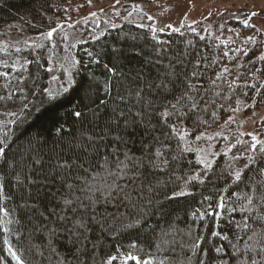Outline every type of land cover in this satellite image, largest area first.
<instances>
[{"label":"trees","instance_id":"1","mask_svg":"<svg viewBox=\"0 0 264 264\" xmlns=\"http://www.w3.org/2000/svg\"><path fill=\"white\" fill-rule=\"evenodd\" d=\"M68 1L0 0V44L17 25L41 46L0 45V264H17L12 253L24 264H264V221L253 219L264 215V162L221 129L240 102L264 99L260 40L244 51L190 27L124 23L77 41L71 78L52 92L63 40L40 39ZM185 91L199 106L162 117Z\"/></svg>","mask_w":264,"mask_h":264},{"label":"rangeland","instance_id":"2","mask_svg":"<svg viewBox=\"0 0 264 264\" xmlns=\"http://www.w3.org/2000/svg\"><path fill=\"white\" fill-rule=\"evenodd\" d=\"M60 9L50 21L49 31L56 29L53 36L49 39L46 31L40 39L41 42L47 39L56 43L58 31L63 40V49L58 50L59 53L52 58V92L58 90L62 81L68 82L71 78V68L75 62L73 47L77 41L91 40L107 29L124 23L150 27L159 32L190 27L226 44L237 42L244 51L250 45L249 41L260 40L261 55H264V0H119V3L117 0H92L91 4L88 0H71ZM92 12L96 15H90ZM245 20L249 21L250 26H245ZM18 27H6L5 37L0 44L3 49L37 44L38 38L22 35ZM235 110L223 124L225 128L221 129L232 131L236 140L249 142L250 145L252 137L249 133L262 141L264 99L258 107H247L242 101ZM205 150V153L210 151Z\"/></svg>","mask_w":264,"mask_h":264},{"label":"snow or ice","instance_id":"3","mask_svg":"<svg viewBox=\"0 0 264 264\" xmlns=\"http://www.w3.org/2000/svg\"><path fill=\"white\" fill-rule=\"evenodd\" d=\"M91 2H92V0H88V3L89 4H91ZM117 3H119V0H117ZM136 7L139 8L138 5ZM101 11H103V9H101ZM90 15L95 16L96 13L95 12H92V13H90ZM253 15H255V13H253ZM148 18L150 20L152 19L151 16H149ZM244 24H245L246 27L247 26H250L248 20H245L244 21ZM168 27H171V25H168ZM192 30L195 31V29H192ZM55 31H56L55 28L51 29L50 31H48L46 33V36L50 39L53 36V33ZM177 31H178V29H177ZM35 47H41V46L40 45H35ZM17 51H19V49H17ZM225 55H227V53H225ZM259 59L264 60V55H262L261 57H259ZM109 71H114V69H109ZM222 71H227V69H223ZM2 75H5L6 76V75H8V73H3ZM198 75L199 74L197 72H193L192 73V76H198ZM217 75L219 76V75H221V73H218ZM53 79H55V78H53ZM213 83H215V81H213ZM234 83H235V81H233L232 83H230L229 84V87L231 88L232 87V84H234ZM186 87L188 88L189 91H191V89L194 87V85H191L189 83L188 85H186ZM45 91L48 92L49 90L46 89ZM189 91H185V92L181 93V95L177 96L176 97V103H174V104L171 105V108L173 109V111H168L166 109L163 113H161V116L162 117H171L173 115H177L178 117H182L184 115V113H182L180 111L179 107H178V105H181L182 102L184 104H187L188 102H191L190 109L197 108L199 106L198 105V102L195 101L191 95H189ZM49 95H51V92H49ZM136 95H137V97H140V93L139 92H137ZM24 107H27V105H24ZM113 111L115 112V109ZM233 111H236V110L233 109ZM9 115H14V114L13 113H9ZM75 115L77 117H80L82 114L80 112H77V113H75ZM215 115L216 114L213 112V116H215ZM229 119H231V117ZM10 123H11V121H10ZM169 127H171L173 129V131L176 130L174 125H169ZM180 135H183V134L180 133ZM201 135H203V134H201ZM249 135L252 137V143H251L250 149H248L244 153H241L240 156L246 155L248 162L249 163H252V162H254L255 156H256V154L258 152L260 154V156H261V162H264V141H259L257 139V137L254 136V135H252L251 133H249ZM199 138L200 137H197V139H199ZM93 139H94V137H92V136H89L88 137V140L89 141H93ZM2 145H3V140H0V156H6V149ZM161 146L163 147L164 145L162 144ZM229 150H231V149H229ZM155 155L157 157H160V156H162V153L160 152L159 149H157ZM240 156H234L233 159L234 160H238V159H240ZM128 159H131V158H128ZM173 159H175V157H173ZM37 162H39V161L37 160ZM121 163H123V162H121ZM200 163L201 164H204V167L206 169L212 168L211 162H206V160H201ZM162 164L167 165L168 164V161L167 160H163L162 161ZM68 166L69 165L66 162L64 164L59 165V167H61V168L68 167ZM153 166H157V165L154 164ZM126 167H127V165H124V168H126ZM244 167L247 168L248 167V164H245ZM261 172H264V169H261ZM119 174H121V175H127L128 173L126 171H124L123 168H122L120 170V173ZM232 175H234V178L236 180H240L241 179V172L239 170H237L234 173H232ZM189 179H195V177H190ZM68 187L71 188L72 185H68ZM106 187L109 188V189H111L112 187H116V185L115 184H111V185H106ZM0 192H2V187H0ZM184 194H185L184 192L173 193V195H184ZM125 198L131 199V197L130 196H127V195H126ZM72 203H73L72 200H69V199H65L64 200V204L66 206H71ZM248 203H249V205L255 206V205H253L252 197H248ZM260 203L261 204H264V196H262L260 198ZM220 206H223V205L221 204ZM81 207H83V205H81ZM242 210L251 211V208L250 207H247V208L242 209ZM5 211H6L5 209L0 208V213H4ZM61 219H63V217H61ZM248 219H249V217H247V216L244 218V221L245 222L243 223V227H245V228H248L249 227V224L247 223V220ZM253 219L258 220V221H264V215H259L258 214ZM73 223H74V226H79L81 228L84 227V224L80 220H76ZM134 223L135 224H139L140 221L139 220H136V221H134ZM128 226L131 227V225H128ZM9 251H11V249H9ZM12 255H13V258L16 259L17 264H24V262L21 260V258L19 256H17L15 253H12ZM113 259H115V257L110 258L109 264H111V260H113ZM128 259L135 260L137 262V264H141V261L137 257H135V256H130V257H128ZM143 264H152V262H151V260H146V261H143ZM161 264H163V261L161 262ZM252 264H255V261H253Z\"/></svg>","mask_w":264,"mask_h":264}]
</instances>
